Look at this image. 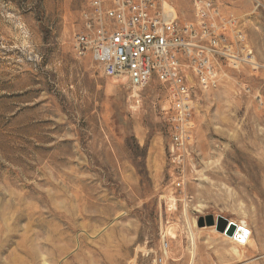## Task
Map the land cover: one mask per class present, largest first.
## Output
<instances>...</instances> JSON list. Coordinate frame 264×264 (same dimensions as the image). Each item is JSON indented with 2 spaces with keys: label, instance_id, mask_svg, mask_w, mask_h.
<instances>
[{
  "label": "rangeland",
  "instance_id": "374dc122",
  "mask_svg": "<svg viewBox=\"0 0 264 264\" xmlns=\"http://www.w3.org/2000/svg\"><path fill=\"white\" fill-rule=\"evenodd\" d=\"M213 1L215 35L245 62L218 57L208 92L186 72L180 125L159 81L136 90L80 54L86 0H0V264H264V67L224 9L264 24V0ZM175 7L202 32L191 2ZM208 216L250 236L200 227Z\"/></svg>",
  "mask_w": 264,
  "mask_h": 264
},
{
  "label": "built area",
  "instance_id": "2783aa9c",
  "mask_svg": "<svg viewBox=\"0 0 264 264\" xmlns=\"http://www.w3.org/2000/svg\"><path fill=\"white\" fill-rule=\"evenodd\" d=\"M86 1L91 12L85 13V31L77 37L80 54L92 51L107 77L127 78L136 90L152 80L159 81L169 92L180 125L190 122L194 98L186 72L194 75L202 90L208 92L220 83L215 62L218 57L238 65L245 62L233 54L225 38L215 35L214 22L223 19V13L213 0ZM177 2L194 5L201 33L193 26L178 25ZM187 133L181 130L176 137L181 146L189 138ZM163 262L162 258L157 261Z\"/></svg>",
  "mask_w": 264,
  "mask_h": 264
},
{
  "label": "crops",
  "instance_id": "0c3cea01",
  "mask_svg": "<svg viewBox=\"0 0 264 264\" xmlns=\"http://www.w3.org/2000/svg\"><path fill=\"white\" fill-rule=\"evenodd\" d=\"M227 9L228 13L230 12H234L235 14L238 13V15L236 14L237 18H239L236 26L238 27L237 29L239 31H241L244 36H245V40L246 43H248L252 49H254L255 54H256V60H258L260 67H264V24L260 18L259 15L257 14H252L253 12L256 13V10H247L244 9V11H242V9H237L236 7H227L224 8ZM226 11V10H225ZM255 20H252V19ZM231 23H227L225 24L226 27V36L230 41H234L236 38V30L235 27L230 26ZM247 69H244V71ZM243 71V72H244ZM246 74L250 75V72H246ZM252 92L256 93V91L258 92V96L261 95V91L259 88H251ZM260 93V95H259Z\"/></svg>",
  "mask_w": 264,
  "mask_h": 264
},
{
  "label": "water",
  "instance_id": "95a60500",
  "mask_svg": "<svg viewBox=\"0 0 264 264\" xmlns=\"http://www.w3.org/2000/svg\"><path fill=\"white\" fill-rule=\"evenodd\" d=\"M198 225L200 227H204L205 225L213 226L215 227L217 232L229 238L236 237V234L240 231L237 224L230 222L229 220H227L226 218L222 216H218L216 219H214L213 216L201 218L199 220ZM245 232L247 233V235L249 234L247 230Z\"/></svg>",
  "mask_w": 264,
  "mask_h": 264
},
{
  "label": "bare ground",
  "instance_id": "6f19581e",
  "mask_svg": "<svg viewBox=\"0 0 264 264\" xmlns=\"http://www.w3.org/2000/svg\"><path fill=\"white\" fill-rule=\"evenodd\" d=\"M238 228L240 229V231L236 234V237H233V238H235L236 240L240 242H246L248 237L250 236V231L245 229L246 227L244 225H238ZM246 230L249 232L248 235L245 232Z\"/></svg>",
  "mask_w": 264,
  "mask_h": 264
}]
</instances>
